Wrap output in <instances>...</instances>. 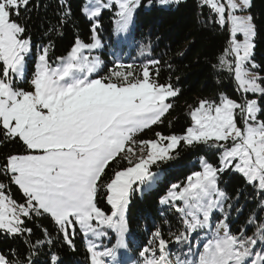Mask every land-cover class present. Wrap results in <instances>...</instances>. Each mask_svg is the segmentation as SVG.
<instances>
[{"label":"snow or ice","instance_id":"6c2138e0","mask_svg":"<svg viewBox=\"0 0 264 264\" xmlns=\"http://www.w3.org/2000/svg\"><path fill=\"white\" fill-rule=\"evenodd\" d=\"M200 3L216 14L221 26H231L230 47L220 57V67L234 73L240 92L253 95L239 101L225 95L219 102L201 100L190 112L191 126L184 135L157 133L156 140L138 142L135 136L161 122L172 107L170 98L179 90L171 84H159L147 65L137 74L133 65L117 63L107 75L94 78L103 63L91 55L102 46L96 35L98 21L92 27V42L77 38L68 55L60 58L59 66L49 63V48L44 47L30 80L31 90L16 87L15 82L25 78L31 45L24 36L26 28L12 17H18L30 0H0V145L18 141L26 149V154L8 155L0 165V174L26 197L24 204H18L0 182V232L11 236L30 233L31 229L24 227V218L48 215L70 246L69 230L74 231L76 225L86 236L105 235L97 226L110 228L118 233L119 246H123L132 193L153 181L152 165L175 159L173 153L181 142L188 146L204 144L223 152L219 167L202 160L203 170L188 176L184 186L172 185L161 201L171 203L181 214L186 232L176 236V242L210 228L213 212L224 211L223 202L228 197L218 188L220 173L231 168L264 192V76L250 71L259 67L252 59L257 31L251 15L236 14L249 9L251 0ZM113 5L118 9L116 30L127 31L141 0H90L84 11L94 19L102 8ZM238 35H242V41ZM228 56L233 60L229 61ZM121 156L131 166L115 171L108 182H103L105 170ZM133 156H137L135 161ZM101 187L111 214L97 207ZM226 219L227 216L216 223V236L203 245L196 264H264V248L257 250L258 245H264V226L257 228L253 236H244L243 230L232 234ZM253 222L250 219L249 223ZM154 237L156 248L145 247L140 253L144 264H169L168 241L161 238L159 231ZM88 252L91 264H105L103 257L115 255V249L98 252L92 243ZM58 260L53 254L50 264H58ZM0 264L20 262L0 254ZM27 264H32L31 257Z\"/></svg>","mask_w":264,"mask_h":264},{"label":"trees","instance_id":"16d2710c","mask_svg":"<svg viewBox=\"0 0 264 264\" xmlns=\"http://www.w3.org/2000/svg\"><path fill=\"white\" fill-rule=\"evenodd\" d=\"M84 5L85 0H30L29 6L22 8L20 15L12 19L26 28L24 36L30 40L33 51L49 48L48 59L52 65L69 53L77 38L91 43L92 27L98 21L100 27L96 35L102 46L95 53L103 63L96 77L107 75L117 63L133 65L137 74L147 65L152 78L159 84H171L178 89L179 94L170 98L172 107L161 122L139 132L135 136L136 141L156 140L157 133L163 136L184 135L191 126L190 112L201 100L219 102L221 95L238 101L251 97L238 90L234 73L220 67V57L230 47L229 31L226 25L217 23L216 14L202 6L200 0H180L169 4H161L159 0L151 3L141 0V6L134 14L132 29L126 36L127 44L114 41L113 26L118 18L115 15L118 9L114 5L94 19L83 13ZM246 12L252 16L257 31L252 59L259 67L255 72L264 76V0H251V7ZM227 59L232 61L233 57L228 56ZM33 64L32 60L31 68ZM238 126H243L242 121L238 120ZM221 150L204 144L188 146L181 142L173 153L175 159L152 165L151 171L161 173V177L154 187L143 190L141 194L134 191L128 206V231L123 238V248L129 264H144L145 258L140 253L145 247L156 248V231L168 241L169 264H180L181 261L196 264L198 254L209 238L202 240L194 233L188 240L176 242L175 237L186 232L181 214L171 203L161 201L172 185H184L188 176L200 170V160L219 167ZM136 153L140 155L139 148ZM11 154H26V149L18 141L0 145V165ZM137 156L131 157L133 161ZM129 166L126 159L118 157L105 170L102 181L108 182L115 171ZM0 182L5 184V192L13 200L18 204L25 203L26 197L7 176L0 174ZM217 184L228 197L225 200L228 231L240 234L243 230L244 236H253L257 228L264 226V207L261 206L264 192L247 183L242 175L228 170L219 174ZM96 204L109 214L111 209L103 187L97 194ZM223 219L221 214H213L210 237H215V225ZM250 219L254 222L249 223ZM24 221V227L31 229L30 233L11 236L0 232V254L10 261L27 264V258L31 257L32 264H50L54 254L59 258L58 264H90L89 252L78 229L70 237V246L50 216L33 214ZM113 239L108 240L107 248L113 247ZM38 241L43 243L38 244ZM261 248L264 245H258L257 250Z\"/></svg>","mask_w":264,"mask_h":264},{"label":"rangeland","instance_id":"374dc122","mask_svg":"<svg viewBox=\"0 0 264 264\" xmlns=\"http://www.w3.org/2000/svg\"><path fill=\"white\" fill-rule=\"evenodd\" d=\"M102 2H107V0H102ZM90 3V0H85V5H84V8H83V13L86 15L84 9H85V6L86 5H89ZM112 8V7H111ZM111 8H102L101 12L103 10H110ZM248 10V9H247ZM118 11V10H117ZM237 15H250L249 13H247L246 11H241V12H237L236 13ZM87 18H89L87 15H86ZM90 19V18H89ZM118 19V18H117ZM116 19V20H117ZM115 20V22H116ZM114 22V26H113V38H114V41L117 43V44H127V38L126 36L129 34V32L131 31L132 29V24L129 26L128 30L127 31H121V32H118L116 29H117V25L116 23ZM228 28V31H229V35H230V40H231V34H230V25L229 24H225ZM237 39L238 40H241L243 39L242 35H238L237 36ZM31 45V44H30ZM99 49V48H98ZM96 49L93 53H91L92 56H98L95 52L98 50ZM40 54V51L35 49V51H33V48H32V45H31V50L28 54V56L26 57V73H25V78L22 79V80H17L15 82V86L16 87H20V88H23L25 90H31V84H30V80L32 78V75L34 73V70H35V64L38 62V55ZM68 55V54H67ZM66 55V56H67ZM64 56V57H66ZM99 57V56H98ZM63 58V57H62ZM34 61V64L31 68V61ZM60 65V59L57 60V62L53 65V66H59ZM251 72L253 73H256L255 72V69H250ZM96 74L97 73H94L93 74V77L95 78L96 77ZM250 96H252L253 94L249 93ZM222 152H223V149L221 150L220 154H219V160L221 158V155H222ZM198 167L200 168L199 171H202L203 170V165H202V160L199 161V164H198ZM228 171L230 172H233V173H238L234 170H232L231 168L228 169ZM198 172V171H197ZM240 174V173H238ZM192 175V174H191ZM242 175V174H240ZM243 176V175H242ZM161 177V173H155V177L153 179V181L149 182V183H146L145 185L141 186L140 187V190L137 191V193L141 194V192L143 190H146L148 188H152L154 187L155 185V182ZM187 183V181H186ZM185 183V184H186ZM184 184V185H185ZM182 185V186H184ZM18 187V186H17ZM136 186L134 185V188ZM172 186L170 187V190H171ZM169 190V191H170ZM259 190V189H258ZM168 191V193H169ZM168 193L166 194V197L168 196ZM165 197V198H166ZM175 203H178L180 206H182V202L180 201H177ZM109 205V204H108ZM110 206V205H109ZM223 207H224V211L223 212H220V211H214L213 214H221L223 216V218H225V215H226V212H225V201L223 202ZM110 209H111V206H110ZM109 214H111V210L109 212ZM213 214L210 218V224H211V227L208 228V229H200L196 232H193L192 234L194 233H197V238L199 239H202V240H205L206 238H209V239H213V237L211 236L210 237V233H211V228H212V225H213V220H212V217H213ZM93 224L95 225V221H93ZM98 227V230L102 233H105V235H100V236H94L92 234H88L87 236L80 230L79 228V225H76L75 226V229L74 231L72 229H70V233L71 236L74 235L75 233V230H79V232L82 234L83 236V241L85 243V247L86 249L88 250V245L89 243H92L95 245V250L96 251H105L106 249H109L106 247L107 243H108V240H110L112 237H114L113 239V247H111L112 249H115V255L112 256V257H103L102 259L105 261V264H122L124 262H126L125 264H129L130 262H128V256H127V253H125L124 251V246H119V241H120V237L118 235L117 232L113 231L112 229L110 228H107V227H104V226H97ZM223 233V230H221V235ZM191 234V235H192ZM124 238V237H123ZM89 256H90V264H91V254L89 253Z\"/></svg>","mask_w":264,"mask_h":264}]
</instances>
